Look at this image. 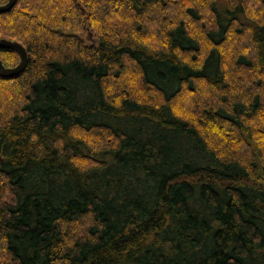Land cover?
Here are the masks:
<instances>
[{
  "label": "trees",
  "instance_id": "16d2710c",
  "mask_svg": "<svg viewBox=\"0 0 264 264\" xmlns=\"http://www.w3.org/2000/svg\"><path fill=\"white\" fill-rule=\"evenodd\" d=\"M187 2L0 14V264H264V0Z\"/></svg>",
  "mask_w": 264,
  "mask_h": 264
},
{
  "label": "water",
  "instance_id": "95a60500",
  "mask_svg": "<svg viewBox=\"0 0 264 264\" xmlns=\"http://www.w3.org/2000/svg\"><path fill=\"white\" fill-rule=\"evenodd\" d=\"M17 0H7L3 5H0V14L9 12ZM0 49L12 50L18 55V63L14 67H6L0 58V77L13 78L19 75L28 63V53L25 47L18 41L0 38Z\"/></svg>",
  "mask_w": 264,
  "mask_h": 264
},
{
  "label": "rangeland",
  "instance_id": "374dc122",
  "mask_svg": "<svg viewBox=\"0 0 264 264\" xmlns=\"http://www.w3.org/2000/svg\"><path fill=\"white\" fill-rule=\"evenodd\" d=\"M179 1L182 2V4H183L184 7L190 6L188 4V2H187L188 0H179ZM97 5H99V4H97ZM198 6L199 5L197 4V7ZM115 23H116L115 21H110V24H109L110 27L115 29V25H114ZM93 24H94V26L100 27L97 23H93ZM87 25L88 24H86V26ZM151 33L153 35V32H151ZM79 37L85 43H93V42H95L97 40V31H95V29H93L91 26H88V28L85 31L79 33ZM5 39H6V37H5ZM9 40H12V39H9ZM235 42H232L231 45H226V50H225V54L226 55H229L230 53H236L239 50L242 51L240 45L237 42L236 43ZM5 56H6L5 58H7L9 60L8 64H6V67H14V66L17 65V63H18V56H10V55H5ZM187 106H188V102H186L185 99H182V108H185L186 109Z\"/></svg>",
  "mask_w": 264,
  "mask_h": 264
}]
</instances>
